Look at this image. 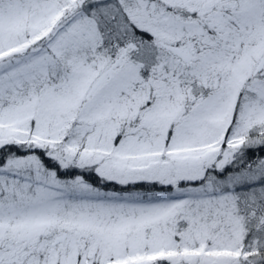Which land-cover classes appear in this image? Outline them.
Returning <instances> with one entry per match:
<instances>
[{
  "label": "snow or ice",
  "instance_id": "6c2138e0",
  "mask_svg": "<svg viewBox=\"0 0 264 264\" xmlns=\"http://www.w3.org/2000/svg\"><path fill=\"white\" fill-rule=\"evenodd\" d=\"M0 264H264V0H0Z\"/></svg>",
  "mask_w": 264,
  "mask_h": 264
}]
</instances>
